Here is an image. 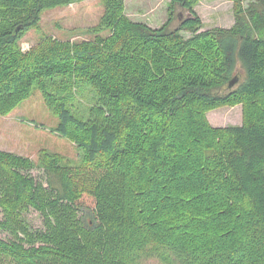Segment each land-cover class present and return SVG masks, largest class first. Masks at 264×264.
I'll return each mask as SVG.
<instances>
[{"label": "trees", "instance_id": "trees-1", "mask_svg": "<svg viewBox=\"0 0 264 264\" xmlns=\"http://www.w3.org/2000/svg\"><path fill=\"white\" fill-rule=\"evenodd\" d=\"M76 1L0 0V114L37 87L84 151L77 166L0 151V224L15 237L0 238V264H264V0H233L234 25L205 30L201 0H171L160 27L104 0L110 35L22 50L44 10ZM58 77L96 91L88 119L49 90ZM241 101L258 107L243 124L211 125L208 110ZM28 206L46 216L41 233L19 218Z\"/></svg>", "mask_w": 264, "mask_h": 264}, {"label": "rangeland", "instance_id": "rangeland-1", "mask_svg": "<svg viewBox=\"0 0 264 264\" xmlns=\"http://www.w3.org/2000/svg\"><path fill=\"white\" fill-rule=\"evenodd\" d=\"M170 1L126 0L125 13L132 20L145 22L152 27H160L169 17ZM198 4L199 6L195 8L204 22L202 30L213 27L227 28L234 25L235 1L201 0ZM104 5V0H82L44 10L38 24L33 26L22 38V50L26 52L31 50L46 37L75 42L94 39L98 35H110V29H99L100 19L105 10ZM178 13L185 17V12L182 10H178ZM181 19L176 18L168 28H176ZM180 34L184 39L193 36V33L188 30H182ZM240 72L244 76L242 68ZM238 77L239 80L234 87L238 86L240 82V76ZM48 88L55 94L67 95L66 101L77 117L88 119L92 113L91 109L97 105H95L98 98L97 93L88 82H76L74 78L58 77L54 81H49ZM246 107L247 110L253 112L258 108L254 105V101L247 103V105L241 101L232 105H219L211 108L207 111V117L214 127L241 125L245 121ZM59 125V116L49 108L42 93L35 87L30 98L22 101L10 113L0 114V151L28 156L38 162L39 151L45 149L51 153H59L64 156V163L73 166L80 165L84 156L83 149H80L68 136L59 133ZM31 173L47 185L43 169L36 167ZM83 215H85L84 212H79L77 218H82ZM45 217L41 210L28 206L21 211L19 218L27 225L30 233L38 234L46 228ZM87 218L91 219L89 216ZM5 220V211L0 206V223ZM19 234L24 237V233L21 231ZM0 238L6 242L15 239L14 235L4 229L1 224ZM37 243L41 244L39 240ZM1 258L3 255L0 253ZM7 260H4L3 264H7Z\"/></svg>", "mask_w": 264, "mask_h": 264}, {"label": "water", "instance_id": "water-1", "mask_svg": "<svg viewBox=\"0 0 264 264\" xmlns=\"http://www.w3.org/2000/svg\"><path fill=\"white\" fill-rule=\"evenodd\" d=\"M180 16H181V14H180ZM180 18H183V17L181 16ZM238 80H239L238 76H235V77L230 81V83H229V87H230V88L234 87V86L236 85V83L238 82Z\"/></svg>", "mask_w": 264, "mask_h": 264}, {"label": "crops", "instance_id": "crops-1", "mask_svg": "<svg viewBox=\"0 0 264 264\" xmlns=\"http://www.w3.org/2000/svg\"><path fill=\"white\" fill-rule=\"evenodd\" d=\"M199 6V4L197 5V7Z\"/></svg>", "mask_w": 264, "mask_h": 264}]
</instances>
